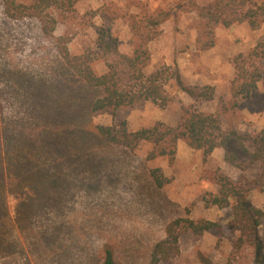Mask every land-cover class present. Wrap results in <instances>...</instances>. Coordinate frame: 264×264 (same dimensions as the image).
<instances>
[{
  "label": "rangeland",
  "instance_id": "374dc122",
  "mask_svg": "<svg viewBox=\"0 0 264 264\" xmlns=\"http://www.w3.org/2000/svg\"><path fill=\"white\" fill-rule=\"evenodd\" d=\"M13 1L29 7L36 0ZM212 1L51 0L42 13L53 29L48 36L29 12L7 16L0 0V150L9 147L11 138L50 139L58 156L50 171L61 170L66 180L58 197L34 205L29 190L7 195L4 208L11 227L5 232L14 246L0 253V264H100L105 251L112 253L115 264H263L257 263L248 242L237 244L240 232L227 227L230 209L203 202L217 192L214 175L220 171L240 184L249 202L264 213L263 162L249 163L238 155L240 167L233 166L225 161L222 148L205 158L183 140L177 142L173 160H149L148 143L129 150L107 145L96 135V126L123 120L130 131L156 122L175 126L182 109L190 106L216 115L226 132L255 134L264 129V60L259 63L257 96L224 111L232 105V60L264 42V24L255 30L245 23L207 25L196 10ZM130 16L158 23L144 73L165 74L169 102L160 107L141 101L130 108L91 113L97 92L73 75L57 50L66 47L73 57H90L95 72L103 74L108 57L97 49V29L110 30L119 51L129 54ZM176 75L186 86L213 87V99L195 103L179 89ZM19 147L15 141L12 148ZM153 169L169 183L158 188L149 175ZM176 219L205 220L222 230L201 235L180 231L177 245L155 258L157 244L166 239V226ZM259 236L264 239V220Z\"/></svg>",
  "mask_w": 264,
  "mask_h": 264
},
{
  "label": "trees",
  "instance_id": "16d2710c",
  "mask_svg": "<svg viewBox=\"0 0 264 264\" xmlns=\"http://www.w3.org/2000/svg\"><path fill=\"white\" fill-rule=\"evenodd\" d=\"M2 2L7 16L17 18L29 12L40 21L43 34L51 36L53 29L42 15L43 10L52 4L51 0H36L29 7L16 5L13 0ZM196 12L207 25L220 24L231 27L234 24L245 23L255 30L264 24V3L258 4L253 0H213L208 5L197 8ZM152 22L154 19L150 17L147 20L129 17L132 36L129 54L119 51L118 41L110 30L104 27L97 29V49L103 56L108 57L105 61L106 71L103 74L95 72L90 57H73L66 47L58 48L57 53L64 65L87 88L97 92L98 96L89 107L91 113L130 108L141 101H149L160 107L168 104L165 74L160 70L148 76L144 73L151 60L148 44L157 35L153 28L157 27L158 23ZM262 60L264 42L257 43L249 52L240 53L233 58L234 76L229 86L232 105L224 111L236 108L240 100H251L257 96L258 84L261 82L259 63ZM175 79L179 89L195 103L213 99V87L186 86L178 75ZM96 135L107 145L129 150L136 149L140 143H148L152 146L147 157L149 160L158 157L173 160L177 142L183 140L191 149L202 151L205 158L215 149L222 148L225 161L233 166L240 167L236 162L238 155L244 156L249 163L259 161L264 163V129L255 134L235 130L226 132L216 115L205 114L193 106L182 109L175 126L156 122L148 128L130 131L123 120L117 125L96 126ZM19 140L9 139V147L4 151L0 150V253L11 250L14 246V242L9 241L5 232L11 227L4 208L7 195H22L29 190L31 191V195H28L29 202L34 205L37 200L58 197L66 181L61 170L53 173L50 171V163H58L57 149L52 146L50 139L19 138ZM15 141L23 147L12 148ZM77 148L78 151L82 150L80 146ZM78 153L80 152L76 154ZM42 154L45 156L44 159L40 157ZM149 175L158 188L169 183L159 169L151 170ZM214 182L217 192L208 194L207 198H203V202L207 206L230 209L232 220L227 227L240 232L237 244L248 242L254 249L257 263L264 264V259L259 260L264 253V239L259 236L264 213L249 202L244 188L225 174L216 171ZM31 204H28L30 208ZM22 216L26 218V213L23 212ZM211 230L221 231L222 227L205 220L176 219L166 226V239L157 244L154 257L164 255L165 250L169 251L170 247L177 245L180 231L201 235ZM100 264H115L110 251H105Z\"/></svg>",
  "mask_w": 264,
  "mask_h": 264
}]
</instances>
